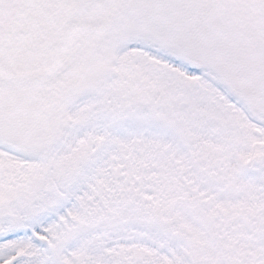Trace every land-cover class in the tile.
I'll list each match as a JSON object with an SVG mask.
<instances>
[{"label": "snow or ice", "instance_id": "6c2138e0", "mask_svg": "<svg viewBox=\"0 0 264 264\" xmlns=\"http://www.w3.org/2000/svg\"><path fill=\"white\" fill-rule=\"evenodd\" d=\"M0 264H264V0H0Z\"/></svg>", "mask_w": 264, "mask_h": 264}]
</instances>
